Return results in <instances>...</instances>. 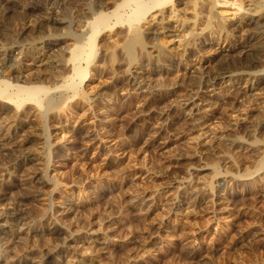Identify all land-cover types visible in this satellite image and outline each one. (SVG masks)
<instances>
[{"label": "rangeland", "instance_id": "rangeland-1", "mask_svg": "<svg viewBox=\"0 0 264 264\" xmlns=\"http://www.w3.org/2000/svg\"><path fill=\"white\" fill-rule=\"evenodd\" d=\"M99 1L0 2V33L4 32L0 34V55L15 66L14 75L15 71H35L44 59L40 72L30 74L33 80L28 74L33 83L26 84L49 87L56 102L45 108V117L38 115L39 105L34 101L21 108L0 102V110L7 108L0 114V123L21 127L12 139L15 145L0 146L1 166L14 173L13 185L20 181L7 192L0 188V206L9 202L13 210L22 212L26 223L38 219L47 227L63 223L61 228L78 217L90 216L89 224H79L70 238L88 237L96 229L99 236L107 235L121 244L101 250L102 259L107 261L104 264H264V168L258 170L264 158V76L240 78L237 73L233 79H217L223 64L233 68L241 61L237 55L221 57V48L216 45L212 51L206 46L203 59L199 49L192 48L180 60L175 56L155 60L148 55L131 65L124 51L126 28L112 25L98 40L97 60L88 68V85L74 91L67 86L71 53L84 43ZM220 1L216 10L225 19L245 12L253 1L264 0ZM241 3L244 6L238 10ZM53 17L60 21H53ZM167 20V27L176 25L173 18ZM154 22L156 19L149 17L145 27L151 28ZM248 32L242 36L246 40L262 36ZM206 37L208 42L213 38ZM49 50H54L53 55ZM199 63L202 70L189 69V64ZM134 71L145 80L133 86ZM200 80L205 83L200 84ZM195 93L200 94V103L191 109L184 101ZM17 109L19 116L14 114ZM30 153L42 161L40 167L30 172L18 170L16 164ZM26 173L39 177L26 182ZM71 191H82L88 200L87 208L77 214L62 204ZM49 231L45 230V237L53 236L50 241L61 244L63 254L71 253L70 242ZM3 233L0 229V237L6 236ZM45 240L37 237L25 248H43ZM16 243L17 247L22 244L20 239ZM23 246L16 248L22 250ZM22 258L10 264H34L30 256ZM44 258L43 264H58L57 259H61L54 251ZM62 259L67 260L65 256Z\"/></svg>", "mask_w": 264, "mask_h": 264}, {"label": "bare ground", "instance_id": "bare-ground-1", "mask_svg": "<svg viewBox=\"0 0 264 264\" xmlns=\"http://www.w3.org/2000/svg\"><path fill=\"white\" fill-rule=\"evenodd\" d=\"M1 1L2 0H0V2ZM4 1L6 2L7 0H4ZM220 2H221L220 0H120V1L116 0L115 2L101 1L100 0L97 4V7L95 8V16H93L92 20L89 22L90 30H89L86 38H84V43L80 44V45H76L72 50L71 63H70V68H69L70 75H69V80H68L67 86L69 88H72L74 91L79 92L80 90H84L85 87L88 85L87 81H89L91 78V72L89 71L88 68H90V66L97 60L96 55H97L98 50H99L98 40L100 39L103 32L107 28L111 27L112 25L113 26H125V28H126L125 29L126 40L124 42V51L126 53L125 55H127L128 59H129L131 65L138 62L139 59L145 60L148 55H150V57L155 58V60H159V59H162L164 57H167V58L171 57L172 58V56L178 57L177 59L180 60V59H182L181 56L185 52L190 53L192 48L199 49L198 53L201 56V59H203L202 57H205V56H202V55H204V53L206 52V48H207L206 46H208V51H210V50L212 51L213 46L216 45V46L221 48V53H220L221 57H228L229 58V57H232L234 55H237L238 59L241 61L239 63V65L234 66L233 68L230 66V64H227V65L223 64V66H221V68H220V72L218 74L217 79H221V80H224L226 78L233 79L235 77V74H237V73L239 74L240 78L243 75H252L254 78L255 77L256 78L261 77V79H263V76H264V72H263L264 71V22H262V19H263L262 16L264 15V1H253L250 4L249 8L245 12H241L240 14H235V13H237V12H235L232 16L227 17L225 19H223L220 16L219 12L216 10V6ZM2 5H4V4H2ZM243 6H244V4H242V3L239 4L238 10L243 8ZM7 8H8V6H7ZM244 8H246V7H244ZM236 11H237V9H236ZM149 17L156 19V23L155 22H154L155 24L152 23L153 25L151 28L145 27L147 25V21H148ZM53 18H54L53 21H55V22L60 21V19L58 20L56 17H53ZM169 18H173L175 20L173 24H176L174 26L172 25L171 28L167 27L168 25H165V21L168 22L167 19H169ZM49 19H51V18H49ZM79 20H81V19H79ZM260 28H262V30ZM0 30H2V29H0ZM248 31L249 32L256 31L254 33H256L258 35L262 34V36H260L261 37L260 39L255 37V38H251V41L246 40L242 36H245V32H248ZM249 32H248V34H249ZM5 33L7 34V32H5ZM254 33H252V34H254ZM206 34H209L213 37V38L210 37V42H208L209 38L206 37ZM121 35H123V33ZM1 36H2V34H1ZM123 36H122V38H123ZM169 38H172V39H169ZM168 39L170 40V42L171 41L173 42V43H171V45H169L170 43L168 44ZM119 40H121V38ZM252 41H253V43H252ZM56 43H57V41H56ZM107 45H108V43H107ZM100 46H104V45H100ZM110 46L113 47L112 45H110ZM5 49H4V51H5ZM32 50H33V48H32ZM38 51H39V49H38ZM50 51L51 50H49V52ZM41 52H42V50H41ZM53 52H54V50H53ZM53 52H52V55H53ZM4 54H5V52H4ZM20 54L22 55L21 52H20ZM32 54H33V52H32ZM102 54H103V52H102ZM193 54H195V50H194ZM1 55H0V102H4L6 104L13 105V106L15 105V106L21 108V106L23 104H25L26 102L34 101L39 105L38 115L45 117L47 115V111L45 110V108L55 106V104H56V102L54 101V96L52 94H50V88L45 86V85H33V84L27 85L28 83H33V81L30 80L29 75L33 74L34 70L33 69L32 70L31 69L25 70L26 73H24V74H22V72L15 71L17 73V75H14L12 71H13L15 66L8 65L7 60H6V56H1ZM6 55H7V53H6ZM104 55L105 54H103V56ZM34 57H36V56H34ZM198 57H196V59H198ZM47 58H48V56H47ZM100 59H102V61H103V58H100ZM18 60H17V63H18ZM52 60H53V58H52ZM155 60H154V62H158ZM22 61L25 62L24 60H22ZM43 61H44V59L41 58L40 65L39 66L37 65V68L35 71L38 72L39 70H41L40 68L42 66H44ZM15 62H16V60H15ZM46 62H44V63H46ZM176 62L177 61H175V65H176ZM198 62H200V61H198ZM29 63H31V62H29ZM159 63H160V61H159ZM84 64H86V66H84ZM177 64H179V63H177ZM196 64H198V63L196 62ZM32 65H35V64H32ZM189 65H190L189 69H191V68L200 69V70L203 69L202 63H199L198 66H196L195 64H189ZM186 66H187V64H186ZM62 68H63V66H62ZM132 68H133V66H132ZM21 71H22V68H21ZM27 71H29V72L27 73ZM136 71H140V70H136ZM59 72H60V70H59ZM142 72H143V70H142ZM42 73H43V71H42ZM138 74H139V72H137L135 75L134 74L131 75V84H133V86L136 84H141L143 82V80H145L141 75H138ZM30 77L32 79V75H30ZM36 77H37V75H36ZM38 78L40 79V77H38ZM19 82H23V84H20ZM204 83H205V81L200 80V84L203 85ZM141 94H143V93H141ZM142 97H143V95H142ZM200 97H201L200 94L198 95L197 93H195L193 96H190L189 98L185 99L184 104L186 106H190L191 109H193V108L196 109L200 103V102L199 103L197 102V99L199 100ZM8 108H9V106H8ZM27 109L29 110V108H27ZM3 112H7V108L2 107V110H0V114H3ZM14 112H15V110H14ZM27 112L30 113L31 111L30 112L27 111ZM14 114L16 116H19L20 110L17 109V111ZM29 116H31V115H28V117ZM3 117H4V115H3ZM22 117H25V116H22ZM8 118H9V116H8ZM6 120H7V118H6ZM22 120H23V118H22ZM10 121H11V117H10ZM49 128H50V126H49ZM20 129H21V127L15 125V124L9 125L7 127V125L0 123V146L4 148L10 144H14V142H13L14 140L12 141V139H13V137L17 138V136L19 135ZM26 131L28 132L27 128H26ZM38 133H40V132L38 131ZM38 133H36V134H38ZM22 138H24V137H22ZM195 138H193V139H195ZM17 141H19V140H17ZM22 141H23V139H22ZM61 143H62V140H61ZM21 144H22V142H21ZM33 148H35V146H33ZM38 149H40V148L38 147ZM252 149H253V147H252ZM248 151H250V150H248ZM14 152H16V151H14ZM27 152H29V151H27ZM12 153H13V151L11 152V154ZM1 155H2V153H1ZM18 155H19V153H18ZM21 156H23V153ZM263 159L262 160L260 159L261 163H259V165H258V170H262V168H264L263 167V165H264ZM16 160H17V158H16ZM40 161L41 160L39 159V157H37L36 154L30 153V156L23 158V161L20 164H16L17 169L18 170L22 169L23 171H27V170L29 171V170H31V168H33V167L35 168V166L37 167V165L40 163ZM2 163H4V162H2ZM5 164H8V163H5ZM41 164H43V163H41ZM256 165H257V163H256ZM42 167H41V169H42ZM11 169H13V168H11ZM50 169H52V168H50ZM214 171L216 172V170H214ZM41 174H43V173H41ZM37 176H38L37 174L34 175L31 173L30 174L26 173L25 178L23 180L26 182H30L33 179H36ZM13 177H14V173L12 172V170L10 171V170L2 167L0 164V188H2L3 190L7 189V190H4L5 192L10 190L13 186L17 187V185H19L20 181H19V183H16L15 185H13V182L11 181V179ZM42 178H44V177H42ZM52 179L53 178H51V180ZM24 185H26V184L24 183ZM51 186H53V185L51 184ZM76 188H74V189H76ZM65 190H66V188H65ZM52 191H54V190H52ZM82 191L81 192L71 191L69 194H66L68 196L64 195L67 198H65L62 201V204L66 209H68L69 212L77 214L76 212H79L80 209L88 206V200L85 197V195L82 193ZM65 193H67V192H65ZM45 197L46 196H44V198ZM140 197H142V196H140ZM153 197H154V195H153ZM149 198H150V196H149ZM6 200H7V198H6ZM147 201L151 202V200L149 201V199ZM0 202H1V200H0ZM41 202H44V200H42ZM128 202H130V201H128ZM141 202L143 204V200H141ZM133 205H135V204H133ZM0 207H1L0 208V229H3L4 233L6 234V236L0 237V264H10L11 261H13V259L22 258V257H29V256L34 260L33 261L34 264H43L44 259H45L44 257L47 254H50L52 251H54L55 255L57 254L61 259L63 258V256H65V258H67L66 261H65V259L61 260L58 258L57 259L58 264H104V261H106V260H104V258L102 259L103 255H102L101 250H103V249L109 250L113 247L121 245V244L115 243L116 241L114 242L110 238H106L107 235H106V237L99 236L97 234L96 229L91 230V232L88 231L89 230L88 229L87 231L90 232L88 237H81V238L72 237V238H70L74 228L79 226V224H82V222H85L84 224H86V223L89 224V221L91 220L90 216H87V217L85 216L84 218H81V219L78 217V219H76V220L69 221L70 222V223L68 222L69 224H67V222L65 221L66 223L65 222L64 223L67 225L64 227L62 226L61 228H59L60 225L63 224L61 222H59V223H61L59 225V227L58 226L56 227L55 226L56 224L53 226V225H51V223L47 227V225L43 224L44 222L41 223L40 221H37L38 219L35 221L31 220V222L28 221L29 223L28 222L26 223L24 216H21L22 212L17 211L18 208L16 210H13V208H12L13 205H11V207H10L9 202L3 203V204L1 203ZM61 208H62V206H61ZM7 211L12 213V214L8 213ZM38 216H40V215L38 214ZM80 217H82V216H80ZM60 220L63 221L62 217L60 218ZM55 221H56V218H55ZM80 226H82V225H80ZM47 228L50 230L49 231L50 235L60 234L65 239L64 241L70 242L69 243L70 248L69 247L68 248L72 250V251L70 250L71 253L65 252L66 254H63V252L60 250V248L58 246L61 244L57 245V242L53 243L55 241H53V242L50 241L53 238V236L51 237V239H48L50 236L47 238L45 237L46 233L44 234V232ZM100 230H101V227H100ZM83 233H84V231H83ZM1 234H2V232H1ZM84 235H82V236H84ZM46 236H47V234H46ZM37 237H43V238L47 239L44 241L45 242L44 247L39 248V247H33L32 246L31 248H29V250L26 249L25 247L28 245V242L32 239H36ZM19 239L22 242V244L21 245L19 244V246L24 245L22 250H24V248H25V250L23 252L21 250V247H20V250H21L20 251V250H18L19 246L18 247H17V245L15 246V244H17L16 241ZM65 248H67V247H65ZM190 253H191V251H190ZM132 257H133V255H132ZM47 259L49 260L48 257H47ZM106 263H107V261H106Z\"/></svg>", "mask_w": 264, "mask_h": 264}]
</instances>
